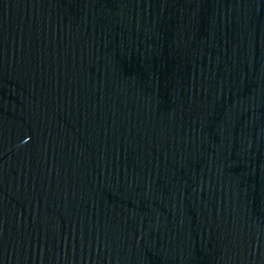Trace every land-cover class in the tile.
Instances as JSON below:
<instances>
[{
  "label": "water",
  "instance_id": "1",
  "mask_svg": "<svg viewBox=\"0 0 264 264\" xmlns=\"http://www.w3.org/2000/svg\"><path fill=\"white\" fill-rule=\"evenodd\" d=\"M0 264H264V0H0Z\"/></svg>",
  "mask_w": 264,
  "mask_h": 264
}]
</instances>
